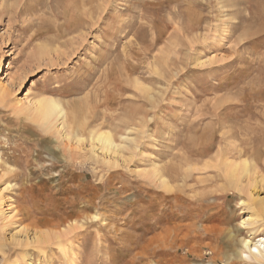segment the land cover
<instances>
[{"label":"rangeland","instance_id":"1","mask_svg":"<svg viewBox=\"0 0 264 264\" xmlns=\"http://www.w3.org/2000/svg\"><path fill=\"white\" fill-rule=\"evenodd\" d=\"M0 75V264H264V0H0Z\"/></svg>","mask_w":264,"mask_h":264},{"label":"bare ground","instance_id":"2","mask_svg":"<svg viewBox=\"0 0 264 264\" xmlns=\"http://www.w3.org/2000/svg\"><path fill=\"white\" fill-rule=\"evenodd\" d=\"M126 5H127V3L124 4V6H126ZM4 84H5L4 80H2V78H0V86H3ZM36 111H37V114H38L40 120H42V124H43L42 128L44 127L43 129L48 131L49 129H51L53 127L55 128V125L53 123L56 122V121H60L59 122V124H61L60 128L61 127H65V124H66L67 119H68L67 111L65 110V108H63L59 104V102L57 100H55L53 98H47V99L38 100L36 102ZM55 130L58 131V129H56V128H55ZM65 136H67V133L65 134ZM78 139L80 140V138H77V140ZM90 144H92V146L93 145L94 146H98L97 148L101 149V151L111 152V153L115 152V150L118 151L117 149L120 148V147L116 148L118 145L113 141L112 136L107 131L99 130V129L97 131L93 130L91 132V134H90ZM112 154H115V153H112ZM228 165L229 166L226 167L227 170H225L226 171V175H227L226 177H227V179L230 182L234 183L239 178V172H238L239 166L237 164H234V163H230ZM246 166L247 165H246V161H245V163H243V165H241V170L240 171H242V170L246 171ZM183 167L186 168L187 166H183ZM156 168L157 167L153 168V174L155 176H158V179H160V183L163 185V187L165 189H170V187L168 188V185L166 184V181H165L166 179L163 178L162 174L159 173L158 169H156ZM173 168H175V167H173ZM159 169H160V167H159ZM161 169H163V168H161ZM179 169H181V168H179ZM162 172H164V171H162ZM167 172L168 171L166 170V173ZM153 174H152V176H153ZM3 176H4V172H0V178L3 177ZM158 184H159V182H158ZM9 211L12 212V209H10ZM7 216H10V215H7ZM65 220H66V218H65ZM67 222L68 223L66 224V226H64V229L57 230L58 232H57V235H55V236H62L64 234H66V232H70V231L76 229V226L74 225L75 221L70 220V221H67ZM62 225H64V224H62ZM41 236L44 237L43 234ZM238 244L240 246V248L238 249L239 252H244V254L247 257L253 258V260H256L258 262H264V246L262 245V240L261 239L252 241L251 239L243 238V239H240L238 241ZM239 252H237V255L239 254Z\"/></svg>","mask_w":264,"mask_h":264}]
</instances>
